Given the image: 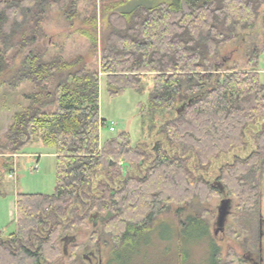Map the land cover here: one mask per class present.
<instances>
[{
	"label": "trees",
	"instance_id": "16d2710c",
	"mask_svg": "<svg viewBox=\"0 0 264 264\" xmlns=\"http://www.w3.org/2000/svg\"><path fill=\"white\" fill-rule=\"evenodd\" d=\"M81 1L0 0V77L11 74L10 85L34 86L29 104L0 137V153H21L38 138L57 150L55 191L17 195L18 228L0 236V264H52L67 254L82 261L80 245L66 243L88 220L98 222L95 240L109 235L120 249L171 205L185 214L214 196L236 200L245 225L261 224L264 83L258 68L264 43L251 50L245 69L228 67L231 54L218 53L242 36L240 30L256 26L264 0H173L122 13L112 10L130 0H102L100 13L92 11L77 29L98 55L104 21L99 67L46 45L49 12H63L72 25ZM149 74L151 111L174 113L162 124L164 140L134 146L122 131L102 142V77L109 94L119 96L129 88L143 92ZM237 148L247 154L220 165L222 191L208 174L215 159ZM205 217L196 210L187 218L209 235ZM213 243V264H223ZM230 258L224 264H255L235 251Z\"/></svg>",
	"mask_w": 264,
	"mask_h": 264
},
{
	"label": "rangeland",
	"instance_id": "374dc122",
	"mask_svg": "<svg viewBox=\"0 0 264 264\" xmlns=\"http://www.w3.org/2000/svg\"><path fill=\"white\" fill-rule=\"evenodd\" d=\"M109 3L118 0H106ZM173 0H130L115 12L130 11L138 5L154 6L161 2ZM102 0H82L79 5L80 17L72 25L66 20L64 13L57 10L49 12L44 26L47 32L46 45L52 51L62 52L71 60L83 57L92 65H100L101 49L104 46L105 23L101 20L100 44L98 55L92 49L89 40L77 32L83 26V18L96 10L100 13ZM110 31V30H109ZM242 35L233 42L219 48V56L231 54L224 63L228 67L245 69L249 54L255 46L264 43V4L260 8L256 26L240 30ZM231 52V53H230ZM220 61V60H219ZM260 80L264 83V52L259 59ZM11 74L0 77V137L5 135L14 121L16 112L27 107L29 100L26 95L33 91L30 82H22L16 86L9 83ZM153 75L145 78V90L141 93L132 88L122 95L111 96L107 90L106 81L102 77L100 86V114L106 120V126L101 130V141L127 131L131 135L134 146L151 148L164 136L161 127L167 118L174 113L167 110L152 112L150 94L153 88ZM115 131L110 130V126ZM233 154L246 155V151L237 148L231 154L215 159L208 174L212 181L216 180L219 167L223 162L231 161ZM120 164H124L123 161ZM195 166V162H192ZM57 150L46 145L40 138L28 145L21 153H0V236L9 237L18 228L16 198L19 193L53 194L56 187ZM132 168L125 166V171ZM227 197V196H224ZM223 196H214L211 200L195 205L185 214H179L176 204L161 214L152 228L140 233L135 242L124 243L116 249L114 240L105 235L95 240L93 231L98 222L88 220L78 229L66 243L79 244L77 250L80 260H71L66 256L52 264H213L214 243L220 247L221 262H230L231 253L247 256L255 264H264V196L262 207V222L255 221L251 227L245 225L236 209V200H232L230 213L226 217L224 230L218 229L219 207ZM203 210L208 223L209 235H203L205 226L191 221L189 213ZM205 224V223H204ZM101 229V227H100ZM258 233L261 240H257ZM213 241V242H212ZM84 256V260H83ZM68 257V258H67ZM89 257H92L90 260Z\"/></svg>",
	"mask_w": 264,
	"mask_h": 264
},
{
	"label": "water",
	"instance_id": "95a60500",
	"mask_svg": "<svg viewBox=\"0 0 264 264\" xmlns=\"http://www.w3.org/2000/svg\"><path fill=\"white\" fill-rule=\"evenodd\" d=\"M214 185L219 186V188L224 191L225 187L224 185L220 182L215 180ZM232 199L230 197H224L221 201V205L219 207V217H218V229L216 233H218L219 230H224L225 222H226V217L230 213V206H231ZM98 213L93 215L94 219H97Z\"/></svg>",
	"mask_w": 264,
	"mask_h": 264
},
{
	"label": "built area",
	"instance_id": "2783aa9c",
	"mask_svg": "<svg viewBox=\"0 0 264 264\" xmlns=\"http://www.w3.org/2000/svg\"><path fill=\"white\" fill-rule=\"evenodd\" d=\"M110 130H112V131H115V127L114 126H110V128H109Z\"/></svg>",
	"mask_w": 264,
	"mask_h": 264
},
{
	"label": "flooded vegetation",
	"instance_id": "af4514ba",
	"mask_svg": "<svg viewBox=\"0 0 264 264\" xmlns=\"http://www.w3.org/2000/svg\"><path fill=\"white\" fill-rule=\"evenodd\" d=\"M89 259L91 260V259H92V257H89Z\"/></svg>",
	"mask_w": 264,
	"mask_h": 264
}]
</instances>
